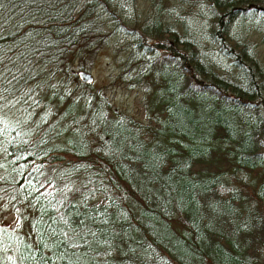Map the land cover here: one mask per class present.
Returning a JSON list of instances; mask_svg holds the SVG:
<instances>
[{
  "label": "trees",
  "instance_id": "16d2710c",
  "mask_svg": "<svg viewBox=\"0 0 264 264\" xmlns=\"http://www.w3.org/2000/svg\"><path fill=\"white\" fill-rule=\"evenodd\" d=\"M147 1L0 0V264H264V0Z\"/></svg>",
  "mask_w": 264,
  "mask_h": 264
},
{
  "label": "rangeland",
  "instance_id": "374dc122",
  "mask_svg": "<svg viewBox=\"0 0 264 264\" xmlns=\"http://www.w3.org/2000/svg\"><path fill=\"white\" fill-rule=\"evenodd\" d=\"M138 8L145 9L148 4L147 0H137ZM261 49L260 52L264 55V35H251ZM125 54L122 50H117L113 45L105 46L99 49L92 61V65L87 70L93 74V81L96 85L101 86L108 93L113 103L137 116L142 117V108L140 105V93L136 89H129L121 83L112 82L113 76L116 73L114 64L118 57ZM4 223L11 225L15 222V215L8 214L4 219Z\"/></svg>",
  "mask_w": 264,
  "mask_h": 264
},
{
  "label": "water",
  "instance_id": "95a60500",
  "mask_svg": "<svg viewBox=\"0 0 264 264\" xmlns=\"http://www.w3.org/2000/svg\"><path fill=\"white\" fill-rule=\"evenodd\" d=\"M261 9H264V5H260L259 6ZM76 74L78 76V78L86 83H91L93 82V74L91 73V71L87 70V69H83V68H78L76 69Z\"/></svg>",
  "mask_w": 264,
  "mask_h": 264
}]
</instances>
